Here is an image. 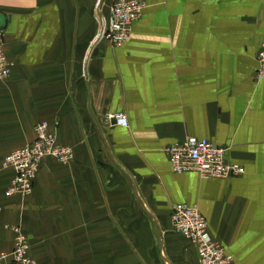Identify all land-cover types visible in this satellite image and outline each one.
Segmentation results:
<instances>
[{"label": "crops", "instance_id": "0c3cea01", "mask_svg": "<svg viewBox=\"0 0 264 264\" xmlns=\"http://www.w3.org/2000/svg\"><path fill=\"white\" fill-rule=\"evenodd\" d=\"M111 1L0 0V254L18 227L34 264H197L170 226L187 204L234 264H264V0H142L118 47L93 41ZM119 112L125 128L107 121ZM41 121L72 159L5 197L2 160ZM186 137L242 174L173 173L163 149Z\"/></svg>", "mask_w": 264, "mask_h": 264}, {"label": "built area", "instance_id": "2783aa9c", "mask_svg": "<svg viewBox=\"0 0 264 264\" xmlns=\"http://www.w3.org/2000/svg\"><path fill=\"white\" fill-rule=\"evenodd\" d=\"M144 7L142 0H112L108 15L101 19L100 28L93 41L103 40L111 47H118L130 34L131 25L136 21ZM2 39L0 37V82L10 71ZM256 81L264 80V41L256 55ZM113 125L126 127L123 113L107 117ZM164 154L170 170L175 174L194 172L199 178L224 179L239 176L243 169L226 162L224 149L213 146L205 139L186 137L181 142L165 146ZM66 164L72 159L71 149L57 143L56 135L48 123L41 121L32 127V140L10 151L2 160L1 166L9 169L13 176L4 192L5 197L26 198L32 189L40 164L44 160ZM170 226L194 248L197 264H234L225 248L214 240L207 231V224L195 206L176 204L170 209ZM12 249L0 254V264H34L27 256V238L18 227L12 228Z\"/></svg>", "mask_w": 264, "mask_h": 264}, {"label": "rangeland", "instance_id": "374dc122", "mask_svg": "<svg viewBox=\"0 0 264 264\" xmlns=\"http://www.w3.org/2000/svg\"><path fill=\"white\" fill-rule=\"evenodd\" d=\"M112 2V1H111ZM0 37H1V33H0ZM103 41V40H102ZM3 44V43H2ZM198 176V175H197ZM172 230V229H171ZM173 232V231H172ZM175 233V232H174ZM176 234V233H175Z\"/></svg>", "mask_w": 264, "mask_h": 264}]
</instances>
